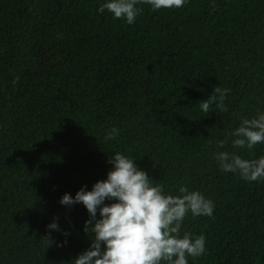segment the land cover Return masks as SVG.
Segmentation results:
<instances>
[{"label":"trees","instance_id":"1","mask_svg":"<svg viewBox=\"0 0 264 264\" xmlns=\"http://www.w3.org/2000/svg\"><path fill=\"white\" fill-rule=\"evenodd\" d=\"M106 2L0 0V264H74L90 214L60 201L106 180L117 152L165 194L183 185L213 201L212 217L183 221L181 237L206 239L189 264H264V179L214 155L264 156L230 135L264 113V0L141 4L131 25L99 12ZM216 87L231 90L227 111L205 113Z\"/></svg>","mask_w":264,"mask_h":264},{"label":"clouds","instance_id":"2","mask_svg":"<svg viewBox=\"0 0 264 264\" xmlns=\"http://www.w3.org/2000/svg\"><path fill=\"white\" fill-rule=\"evenodd\" d=\"M185 3L186 0H107L98 11L107 10L115 19H124L131 25L142 12L138 5L159 10L182 8ZM230 91L216 87L208 100L200 102V108L208 113L215 104L220 111H227L224 101ZM257 112L256 117L242 119L230 133L234 137L233 148L252 151L264 143V113L259 109ZM118 135L119 130L114 127L105 140H115ZM226 144L227 140L218 141L220 148ZM214 155L223 172H238L249 182L264 179V156L249 160L236 152ZM109 163L113 169L106 180L98 181L91 191L82 188L74 198L65 194L60 201L66 206L82 203L90 214L85 223V232L89 237L91 234L90 248L75 258L74 264H189V256L195 259L205 254L204 235L193 239L191 233L185 232L181 237L180 232L189 212L193 217H212L213 201L183 185L179 186V195L165 194L163 184H154L147 172L123 153H114ZM106 200L115 202L109 205ZM48 227L59 230L56 222Z\"/></svg>","mask_w":264,"mask_h":264}]
</instances>
